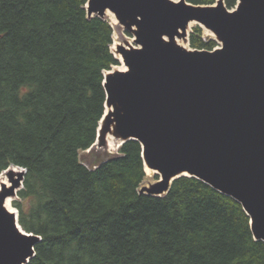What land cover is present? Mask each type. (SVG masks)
I'll list each match as a JSON object with an SVG mask.
<instances>
[{"label": "trees", "instance_id": "16d2710c", "mask_svg": "<svg viewBox=\"0 0 264 264\" xmlns=\"http://www.w3.org/2000/svg\"><path fill=\"white\" fill-rule=\"evenodd\" d=\"M88 1L0 0V175L27 171L12 206L41 237L28 264H264V242L232 197L187 176L162 197L140 194L138 141L83 163L106 111L105 73L120 65L113 27L88 16ZM190 46L217 43L196 26Z\"/></svg>", "mask_w": 264, "mask_h": 264}, {"label": "water", "instance_id": "95a60500", "mask_svg": "<svg viewBox=\"0 0 264 264\" xmlns=\"http://www.w3.org/2000/svg\"><path fill=\"white\" fill-rule=\"evenodd\" d=\"M86 7L89 17L110 11L134 37L114 53L125 69L105 73L109 112L96 143L108 134L119 146L138 141L144 167L158 177L140 194L162 197L178 178H197L239 202L264 242V0H237L235 10L225 0H89ZM193 23L221 47L178 44ZM26 172L12 165L1 174L10 184H0V264H28L41 241L10 205Z\"/></svg>", "mask_w": 264, "mask_h": 264}, {"label": "rangeland", "instance_id": "374dc122", "mask_svg": "<svg viewBox=\"0 0 264 264\" xmlns=\"http://www.w3.org/2000/svg\"><path fill=\"white\" fill-rule=\"evenodd\" d=\"M174 1H177V0H174ZM235 8H236V6L231 10H235ZM105 19H107L109 21L107 16H105ZM196 26H200V25L193 23L192 26L190 27L189 31H188L187 39H179V41L177 43L180 44L181 46L185 47L186 49H193L190 46V35L193 33V30ZM201 28L203 29V39L205 41H207V42L208 41H215L217 43L216 48L221 47V43L217 40L216 36L212 32L206 30L203 27H201ZM133 38L134 37L131 36L130 33L124 29V27L121 28L120 30L118 28V35H116V40H115V38L113 39L114 40V43L112 46L113 52L116 53V48L118 45H126L127 46L128 43H133ZM117 41L119 44L115 46L114 44ZM114 46H115V48H114ZM123 67H124L123 63H120V65L113 67L112 70H115V71L124 70L125 68H123ZM109 138L114 142V144H115L114 147H110L108 145ZM119 148H120L119 140L116 137H114L112 134H108L106 137V141H105L103 146L101 144H99V142H97L96 145L93 146L90 150L81 152V158H82L83 163L87 167L94 168L97 164L101 163L103 160L117 154L119 151ZM3 176H5L6 179L8 180L6 174H4ZM155 181H156V178L154 175H152L150 177H146L141 187L150 186L151 184L155 183ZM8 183H9V180H8ZM21 188L17 190V194L21 190ZM15 199H17V196L11 198L12 201H11L10 205L13 209H15V208L12 206V202Z\"/></svg>", "mask_w": 264, "mask_h": 264}, {"label": "bare ground", "instance_id": "6f19581e", "mask_svg": "<svg viewBox=\"0 0 264 264\" xmlns=\"http://www.w3.org/2000/svg\"><path fill=\"white\" fill-rule=\"evenodd\" d=\"M106 16L108 17L109 22L111 23V25H112V27H113V30H114L113 39L115 38V40H116V35H118V28H119V30H120L121 28H123V26L119 24V22H118V20L116 19L115 15H114L113 13H111L110 11H107V12H106ZM191 26H192V24L190 25V27H191ZM124 29H125V28H124ZM178 41H179V40H177V42H178ZM118 44H119V43H118V41H117L114 45L116 46V45H118ZM115 46H114V48H115ZM117 57L119 58L120 62L123 63V62H122V57H121V55L118 54ZM123 68H125V67H123ZM123 68H122V69H123ZM106 112H109V109H108V108H106ZM108 145H109L110 147H114V146H115L114 142H113L110 138H109V141H108ZM12 169L15 170V171H19L17 168H14V167H12ZM145 171H146V177H150V176H152V175H154V176L156 175V172L150 170L149 167H148L147 165L145 166ZM0 184H7V185L9 184V183H8V180H7L6 177L3 176V175L0 176ZM7 207L11 209V207H10V205H9V200H8V202H7Z\"/></svg>", "mask_w": 264, "mask_h": 264}]
</instances>
